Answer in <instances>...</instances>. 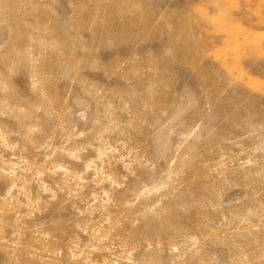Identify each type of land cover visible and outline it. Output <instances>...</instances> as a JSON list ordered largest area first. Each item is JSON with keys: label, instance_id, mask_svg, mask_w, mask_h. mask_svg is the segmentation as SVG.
<instances>
[{"label": "rangeland", "instance_id": "rangeland-1", "mask_svg": "<svg viewBox=\"0 0 264 264\" xmlns=\"http://www.w3.org/2000/svg\"><path fill=\"white\" fill-rule=\"evenodd\" d=\"M264 264V0H0V264Z\"/></svg>", "mask_w": 264, "mask_h": 264}, {"label": "bare ground", "instance_id": "bare-ground-1", "mask_svg": "<svg viewBox=\"0 0 264 264\" xmlns=\"http://www.w3.org/2000/svg\"><path fill=\"white\" fill-rule=\"evenodd\" d=\"M116 264V263H115Z\"/></svg>", "mask_w": 264, "mask_h": 264}]
</instances>
